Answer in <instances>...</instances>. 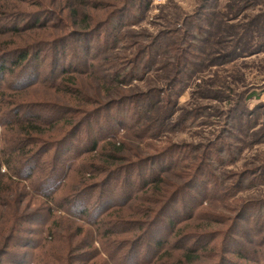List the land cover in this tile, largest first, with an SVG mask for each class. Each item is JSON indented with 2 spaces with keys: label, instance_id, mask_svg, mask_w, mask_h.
Here are the masks:
<instances>
[{
  "label": "rangeland",
  "instance_id": "rangeland-1",
  "mask_svg": "<svg viewBox=\"0 0 264 264\" xmlns=\"http://www.w3.org/2000/svg\"><path fill=\"white\" fill-rule=\"evenodd\" d=\"M0 51V264H188L193 241L201 264H264V0H0ZM57 170L84 217L38 192Z\"/></svg>",
  "mask_w": 264,
  "mask_h": 264
},
{
  "label": "trees",
  "instance_id": "trees-1",
  "mask_svg": "<svg viewBox=\"0 0 264 264\" xmlns=\"http://www.w3.org/2000/svg\"><path fill=\"white\" fill-rule=\"evenodd\" d=\"M82 1V0H80ZM4 53L0 51V75L2 76L1 78V83L2 81L5 79V77L8 76V72H9V69L6 65V61L4 59ZM29 60V54H26V53H23V54H20L18 56V59H16L15 61H12L13 62V66L15 67H23V65L25 63H27ZM24 63V64H23ZM25 74H29V73H25ZM33 77L35 78L36 74H32ZM120 75H118V79L120 78L119 77ZM38 76H36V79H37ZM39 78V77H38ZM116 78V79H117ZM25 80V79H24ZM22 80V84L24 85V81ZM34 83V82H33ZM52 115H53V118H56V114H54V112H52ZM33 117L31 115L28 116V119L26 120H23L21 121L24 125V127L22 128V131L24 132L22 138H20L17 143H16V148H15V151L16 150H19L20 153L22 155H25L27 154L28 152L26 151V146H27V140H32V139H37L35 137H37V135H42L44 130H42V124L40 125L38 123V121L40 122V117L39 116H36L32 119ZM98 143L99 141L98 140H89L88 142L86 141L84 144H85V152L86 153H94L98 150ZM123 148L121 146H117L113 143H110V144H107L105 147H104V150H102L101 152V155L100 157L102 158L103 157V161H105L106 164H110V165H116L115 163L117 161H123V157L121 156L123 150ZM29 160L26 159V161H24V163L22 164V168L18 169L17 171L14 172V175L18 178H22L24 180H30L32 177H33V173H32V169L30 168H27L26 166L29 165V164H26L25 165V162H28ZM35 162V161H34ZM113 163V164H112ZM15 160L8 156V154L6 155H2L0 154V198L1 196L3 195V193L5 192L6 188H5V180L7 177H5V173L3 172V168L4 167H7V168H10V169H13V166L15 165ZM34 164H38V162L36 161V163ZM39 165V164H38ZM102 165V164H101ZM90 169H96L97 171H99L100 169L98 168V166L94 163H91L90 166L88 167ZM120 167L117 166L115 169H113L111 171V168H107L106 170H103L102 171H105V172H109L110 173H114V170H119ZM59 174V171L57 170L55 172V174L51 177H47L45 179L42 180V182H39L37 183V187L39 189V193L42 195H45L46 197H49L50 201L52 203H54L55 205H57L58 207L62 208L64 207L65 205H71L72 207V211L71 213L74 215V216H82L84 217V215H87V210L85 207L83 206H86V205H83V201H81L79 198L77 199L74 195H70L68 197H62L61 200H55L54 198H52V195L51 192H50V188L53 187H59L60 184H61V181L64 179H60L58 175ZM161 181V180H160ZM160 181L158 182H155V180H150L146 186H151V184H158ZM126 182V185L125 187L126 188H123L122 191H121V187L119 186H115V188L113 190H110L109 194H107L106 196V199L105 200H111L113 201L114 200V197L116 195V191L118 189V191H120V193L122 192L121 196H125V197H128L129 195H131V193L133 192L134 190V184L132 183H128ZM88 186H86L84 189L80 190V191H83L85 189H87ZM97 188V187H96ZM104 198V197H103ZM101 211V206L98 204L96 205L95 207V210H94V214H99V212ZM138 225V229L139 230H143V224H137ZM171 225V222L168 224V226ZM164 226H167V225H164ZM163 229H165L163 227ZM180 231V230H178ZM114 233V232H112ZM199 241H202L203 238L202 237H199ZM138 241V240H137ZM157 242V245H158V248L162 247L163 244H162V241L161 240H156ZM197 241H193L194 244H192V246H188L186 249H185V254L183 257H186V259L188 260V264H201L200 261H201V258L203 257L202 254H200V249L202 248H198L196 246V243ZM136 244V243H134ZM194 245V246H193ZM180 248H183L181 246H178L177 249H180ZM214 249V248H213ZM155 251L157 252V249L155 248ZM153 252H150L149 250V256L153 255L152 254ZM235 254H238V256L240 255L241 259L244 260V261H248L249 259L244 255L245 253L242 252V251H237V253ZM242 254V255H241ZM225 257V256H224ZM183 260V258H181ZM221 263H227V264H239L231 259L228 260V258L226 259L222 257V260H220Z\"/></svg>",
  "mask_w": 264,
  "mask_h": 264
}]
</instances>
